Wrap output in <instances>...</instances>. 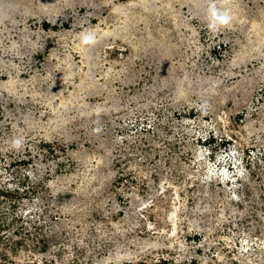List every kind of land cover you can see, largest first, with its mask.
I'll use <instances>...</instances> for the list:
<instances>
[{
	"label": "rangeland",
	"instance_id": "1",
	"mask_svg": "<svg viewBox=\"0 0 264 264\" xmlns=\"http://www.w3.org/2000/svg\"><path fill=\"white\" fill-rule=\"evenodd\" d=\"M264 264V0H0V264Z\"/></svg>",
	"mask_w": 264,
	"mask_h": 264
},
{
	"label": "trees",
	"instance_id": "2",
	"mask_svg": "<svg viewBox=\"0 0 264 264\" xmlns=\"http://www.w3.org/2000/svg\"><path fill=\"white\" fill-rule=\"evenodd\" d=\"M140 264H150V263H140Z\"/></svg>",
	"mask_w": 264,
	"mask_h": 264
}]
</instances>
